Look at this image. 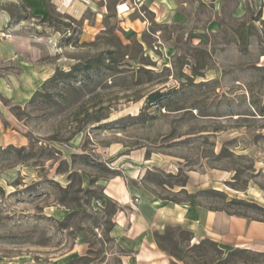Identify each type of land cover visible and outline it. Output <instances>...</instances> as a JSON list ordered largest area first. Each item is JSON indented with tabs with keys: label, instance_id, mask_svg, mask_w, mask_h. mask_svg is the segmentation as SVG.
Segmentation results:
<instances>
[{
	"label": "rangeland",
	"instance_id": "obj_1",
	"mask_svg": "<svg viewBox=\"0 0 264 264\" xmlns=\"http://www.w3.org/2000/svg\"><path fill=\"white\" fill-rule=\"evenodd\" d=\"M54 1L0 0V264H132L131 210L264 222V0ZM159 224L169 264L258 261Z\"/></svg>",
	"mask_w": 264,
	"mask_h": 264
},
{
	"label": "crops",
	"instance_id": "obj_2",
	"mask_svg": "<svg viewBox=\"0 0 264 264\" xmlns=\"http://www.w3.org/2000/svg\"><path fill=\"white\" fill-rule=\"evenodd\" d=\"M112 198L119 206L128 204L123 203L116 195ZM163 218H172L179 223L184 230L191 233L192 240H203L207 233L215 236L222 248L264 254V222L204 209L190 213L187 209L177 206L172 211L167 208L154 209L150 219L142 214L141 217H137L135 211L131 210L128 215H124L123 220L119 217L114 221L125 241L136 244V249L125 255L133 259L132 264H169L154 242L146 236L154 227H159Z\"/></svg>",
	"mask_w": 264,
	"mask_h": 264
},
{
	"label": "bare ground",
	"instance_id": "obj_3",
	"mask_svg": "<svg viewBox=\"0 0 264 264\" xmlns=\"http://www.w3.org/2000/svg\"><path fill=\"white\" fill-rule=\"evenodd\" d=\"M54 2L61 11L71 13L75 17H79L82 13V8L77 7L75 3H70L68 0H55ZM120 9L124 11L126 6L122 5Z\"/></svg>",
	"mask_w": 264,
	"mask_h": 264
},
{
	"label": "trees",
	"instance_id": "obj_4",
	"mask_svg": "<svg viewBox=\"0 0 264 264\" xmlns=\"http://www.w3.org/2000/svg\"><path fill=\"white\" fill-rule=\"evenodd\" d=\"M156 244L158 245V243L156 242ZM202 245H210V246H213L214 243L209 241V240H204L202 242H200L198 245H195L193 247L195 248H199L201 247ZM159 246V245H158ZM233 252H237V253H247V254H251L255 257L258 258V261H255L253 264H263L264 263V254H261V253H254V252H250V251H247V250H243V249H234ZM170 264H176L174 263L173 261L170 262Z\"/></svg>",
	"mask_w": 264,
	"mask_h": 264
},
{
	"label": "built area",
	"instance_id": "obj_5",
	"mask_svg": "<svg viewBox=\"0 0 264 264\" xmlns=\"http://www.w3.org/2000/svg\"><path fill=\"white\" fill-rule=\"evenodd\" d=\"M119 9H120V7H119ZM128 10H129V8H128V7H126V10H124V11H123V10H121V9H120V11H119V12H126V11H128Z\"/></svg>",
	"mask_w": 264,
	"mask_h": 264
}]
</instances>
